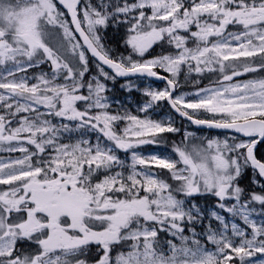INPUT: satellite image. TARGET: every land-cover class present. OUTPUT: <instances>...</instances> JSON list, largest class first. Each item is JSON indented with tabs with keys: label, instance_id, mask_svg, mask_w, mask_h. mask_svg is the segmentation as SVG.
<instances>
[{
	"label": "snow or ice",
	"instance_id": "snow-or-ice-1",
	"mask_svg": "<svg viewBox=\"0 0 264 264\" xmlns=\"http://www.w3.org/2000/svg\"><path fill=\"white\" fill-rule=\"evenodd\" d=\"M0 264H264V0H0Z\"/></svg>",
	"mask_w": 264,
	"mask_h": 264
}]
</instances>
